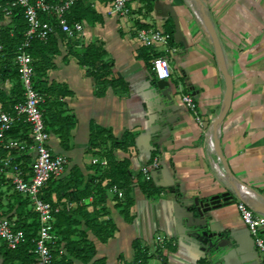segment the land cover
Segmentation results:
<instances>
[{
	"label": "crops",
	"instance_id": "obj_1",
	"mask_svg": "<svg viewBox=\"0 0 264 264\" xmlns=\"http://www.w3.org/2000/svg\"><path fill=\"white\" fill-rule=\"evenodd\" d=\"M202 2L233 80L231 104L218 129L221 154L230 180L244 183L264 200V0ZM83 3L90 5L99 18L92 22L82 20L83 31L73 41L100 44L106 51L105 60L112 63L109 78L123 80L127 89L107 86L103 96H96L86 67L67 55L65 41L60 43L61 53L52 58L46 77L48 82L65 84L71 91L62 101L76 123L65 145L59 134L49 130V146L54 153L66 157L61 177L67 178L70 169L77 167L83 183H90L93 188L99 182L104 186L107 178L91 164L93 155L103 156L97 149L89 150L90 121L110 129L117 138L127 131L133 133V145L114 150L117 160H129L133 179V204L128 211L131 219L115 208L117 199L111 188L106 189L103 204L94 203L93 190L79 203L67 197L57 200L54 193L52 200L70 211L83 205L99 223L112 221L113 235L105 239L83 223L78 226L93 242L94 258H105L106 264H132L134 239L146 248L148 263L260 264L255 258L252 236L237 210L240 198L220 176L214 164L219 162L221 167L222 162L206 142L205 130L223 106L225 80L197 3L128 0L130 13L125 17L111 14L106 0ZM8 22L0 18V26ZM141 28L162 29L170 34V39L154 47L142 46L137 38ZM142 47L147 48L150 60L153 55L169 60V79L157 78L138 56ZM12 85L13 79H0V88L6 94ZM183 93H190L197 101L203 125L197 124L184 107ZM153 157H158L159 167L151 173V181L162 192L147 197L137 179L141 166ZM15 198L8 183L0 187V217L14 214L15 219L21 211L31 210L29 204L18 207ZM101 208L103 211L93 212ZM76 218L82 220L78 214ZM196 230L210 234L218 244L215 258L195 240ZM158 234L169 239L162 248L155 244ZM0 264H4L1 253Z\"/></svg>",
	"mask_w": 264,
	"mask_h": 264
},
{
	"label": "trees",
	"instance_id": "obj_2",
	"mask_svg": "<svg viewBox=\"0 0 264 264\" xmlns=\"http://www.w3.org/2000/svg\"><path fill=\"white\" fill-rule=\"evenodd\" d=\"M11 0H0V4L5 6ZM32 2L35 0H31ZM50 3H60L64 0H46ZM67 20L72 23L75 21L86 20L92 22L99 18L90 5L84 4L82 1L76 2L69 12L66 14ZM0 18L2 17L0 9ZM41 20H54V15L39 13ZM27 28L25 19L23 17V10L21 7L12 9L9 22L0 26V43L3 46L4 55L0 59V79H13V85L9 93L6 94L0 88V102L2 109L11 111L13 105L23 99V89L19 79L16 65L13 64V56L24 39V32ZM66 44L67 55L73 56L80 65L86 67L88 76L93 78L95 84V95L100 97L105 94L106 87L110 86L113 89L126 90L127 84L123 80L117 78H109L112 63L105 60L106 51L100 44L90 43L87 45L79 44L73 41V38L68 37L59 28L51 33L46 40L34 39L27 48L28 53L32 57V66L34 69V86L35 88L45 93V101L41 104L43 120L46 129L59 134L61 144L65 145L67 138L70 135L71 129L75 126V118L72 113L66 109L65 102L62 99L71 94V91L65 84L56 82H48L46 77V70L52 67V58L61 53L59 44L64 42ZM138 56L143 58L145 63L151 66L150 56H147V48L142 47L139 50ZM157 55H153L151 59ZM28 133V126L25 123H17L9 131L11 137L26 138ZM134 144V134L127 131L117 138L113 136L110 129L96 124L94 121L89 123V150L97 149L101 156L106 158L107 166L102 168L100 165L93 164L96 170L102 171L103 177L107 178L104 186L96 183L92 188L90 183H83L81 174L77 167H72L68 177H61L58 179H50L42 188L41 197L44 200L52 201V194L56 195L57 200L62 197H67L69 200H75L78 203L85 197L90 190L94 191V203L103 204L105 202L106 189L113 186L122 191V197L115 195L117 202L115 208L121 212L127 220L129 217V207L133 204L130 196L131 185L133 182L132 175L129 172V160L124 158L117 160L115 158L114 150L126 149L129 145ZM98 153V151L94 152ZM4 154V150L0 148V156ZM23 157V165H27L29 158L25 155ZM138 185L141 191L147 196L156 195L162 192V188L155 186L151 180H145L139 171ZM5 184V178L0 172V187ZM16 194L18 207H24L29 204L28 199L13 191ZM93 210L95 213L103 211ZM78 214L82 220L76 218ZM24 216L22 218H15V227L22 229L24 232V240L17 246L16 249H8L4 243L0 249L3 255L4 264H27L32 262L35 258L33 253L34 239L39 227L38 216L32 210L27 212L21 211L18 214ZM14 214L7 215L8 218H13ZM83 223L88 228L94 230L96 234L102 239L113 235L115 225L110 219L99 223L96 218L91 217V212L85 209V206L79 205L76 209L70 211L63 208L60 212L55 214V221L53 224V233L56 236V242L52 246V264H74L78 261L80 264H106L105 258L95 257V246L91 240L87 238V234L78 226ZM79 238H71V236ZM134 250V258L132 264L140 260L146 264L150 258L145 247L141 246L137 239L132 242ZM60 248L63 252H60ZM121 256H119V259Z\"/></svg>",
	"mask_w": 264,
	"mask_h": 264
},
{
	"label": "built area",
	"instance_id": "obj_3",
	"mask_svg": "<svg viewBox=\"0 0 264 264\" xmlns=\"http://www.w3.org/2000/svg\"><path fill=\"white\" fill-rule=\"evenodd\" d=\"M78 1L88 2L91 0H64L60 3H50L46 0H11L5 6L0 4L2 17L9 20L12 9L21 7L27 28L24 39L13 56V64L16 65L19 79L23 89V99L13 105L11 111H5L0 107V148L4 154L0 156V172L11 189L28 199L31 210L38 216L39 227L34 239L33 253L35 258L27 264H52V246L56 242L53 233L55 214L64 206L54 200L47 201L41 197L42 188L50 179L60 178L67 163L66 157L54 153L49 146V132L46 129L41 104L45 101V93L38 91L34 86V69L32 57L27 48L34 39L46 40L47 37L59 28L68 37H75L83 31V22L70 23L66 14ZM109 12L113 15L125 17L130 13L128 0H106ZM39 13L54 15V20H41ZM137 38L142 46L154 47L159 43H167L170 34L159 28H141L137 30ZM3 46L0 43V59L3 57ZM150 69L159 79H169L172 70L169 60L162 55L151 59ZM181 101L184 107L193 115L194 120L200 126L203 125L202 117L198 112V105L190 93H183ZM17 123H25L28 126L26 138L11 137L8 133ZM208 147L214 151L211 126L205 130ZM29 158L27 165H23V157ZM91 164L103 167L107 166L104 157L93 155ZM214 166L220 176L226 180V172L219 162ZM159 167L158 157H153L147 164L141 166L140 172L145 180H151V173ZM111 190L122 197V191L117 187ZM251 192V191H250ZM245 196L237 202V210L243 224L252 236L257 256L264 264V214L256 212L249 204L248 198L255 199L256 195ZM24 240L22 229L15 227V221L7 216L0 217V241L8 249H16ZM169 243V239L162 235L155 236V244L159 248ZM60 252L63 249L60 248ZM134 264H144L138 260ZM155 264V263H146Z\"/></svg>",
	"mask_w": 264,
	"mask_h": 264
},
{
	"label": "water",
	"instance_id": "obj_4",
	"mask_svg": "<svg viewBox=\"0 0 264 264\" xmlns=\"http://www.w3.org/2000/svg\"><path fill=\"white\" fill-rule=\"evenodd\" d=\"M197 3V5L199 6V11L201 13L203 22L205 24V27L208 31V33L211 36V39L213 41V46H214V52H215V56L218 62V66L219 69L224 77L225 80V98H224V102H223V106L221 107L219 114L214 118V120L211 122V133H212V138H213V144H214V151L215 153L219 156L220 161L222 162L223 168L225 169L226 172V180L228 182V186L232 189V191L241 199L243 197H245L244 195H242L240 193V186L245 187L246 189H248L249 191L253 192L256 195L255 199H247L249 204L253 207V209L256 212H260L264 214V200L260 199V194L257 193L256 191H254L252 188H250L249 186L245 185L244 183L235 181V180H230V173L228 170V166L226 161L224 160L222 154H221V149L219 146V139H218V129H219V125L221 124L222 120L224 119L230 104H231V99H232V94H233V80L231 78V75L228 73L227 71V67H226V63H225V59H224V55H223V51L221 48V45L219 43V39L217 36V33L214 29V26L210 20V18L208 17L207 13H206V7L204 5V3L202 2V0H193ZM209 203L204 204L205 207H208ZM197 232L194 234V238L196 241L199 242V244L201 245V248L203 250H207L208 253L215 258L219 253H215V249L218 251L217 246L218 244L214 243L213 240L211 239V235L207 234V233H203L200 234L198 232V230H196ZM212 251V252H210ZM255 258L257 260L258 256L257 254H255ZM259 260V258H258ZM260 264L261 261L259 260Z\"/></svg>",
	"mask_w": 264,
	"mask_h": 264
},
{
	"label": "bare ground",
	"instance_id": "obj_5",
	"mask_svg": "<svg viewBox=\"0 0 264 264\" xmlns=\"http://www.w3.org/2000/svg\"><path fill=\"white\" fill-rule=\"evenodd\" d=\"M240 193L242 194V195H244V196H249V195H251V196H253L252 195V193L248 190V189H246L245 187H243V186H240Z\"/></svg>",
	"mask_w": 264,
	"mask_h": 264
},
{
	"label": "rangeland",
	"instance_id": "obj_6",
	"mask_svg": "<svg viewBox=\"0 0 264 264\" xmlns=\"http://www.w3.org/2000/svg\"><path fill=\"white\" fill-rule=\"evenodd\" d=\"M63 43V42H62ZM77 262V261H76Z\"/></svg>",
	"mask_w": 264,
	"mask_h": 264
}]
</instances>
